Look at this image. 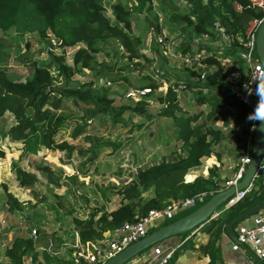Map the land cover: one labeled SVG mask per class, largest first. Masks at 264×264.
Masks as SVG:
<instances>
[{
  "label": "trees",
  "instance_id": "obj_1",
  "mask_svg": "<svg viewBox=\"0 0 264 264\" xmlns=\"http://www.w3.org/2000/svg\"><path fill=\"white\" fill-rule=\"evenodd\" d=\"M139 1L142 3L143 0ZM184 1L187 12H175L170 16L174 21L181 23L182 37L177 44L178 54L182 58L181 67L179 71L174 72L173 84L166 85L165 91L155 96L161 104L157 115L165 118V126L170 128L173 139L179 142V147L172 149L167 157L137 167L130 174L129 180L111 183L109 186L115 188V193L119 194L118 203L112 209L96 208L86 218H74L81 241L100 238L102 231L112 229L124 221L135 220L146 214L149 209L162 208L172 200L200 192L207 194L192 208L175 213L177 215L171 217L173 220L188 213L212 193L225 187V180L219 179L212 168H207L205 175L196 174L191 180H185L184 175L198 166L202 157L212 155L213 145L222 138L221 129L209 124L210 118L218 108L229 104L240 107L243 112L247 111V108L225 89L218 91L219 83L225 77L221 58L230 59L232 56L242 60L239 52L245 50L244 42L252 32H255L264 16V0ZM110 11L111 17L105 13L103 0H0V31L12 29L19 35L34 32L40 37H48L49 33L58 41L57 46L60 48L58 53L49 51L48 65L39 66L30 61V75L23 79L7 74L4 66L0 65V116L4 112H9L13 119L0 136L7 135L11 140L19 141L21 153H36L41 147L67 151L75 148L65 141L55 142L53 139L59 128V111L64 98L70 99L71 105L80 109L82 114L80 116L85 123L84 115L87 117V114L95 115L96 112L102 111L114 113L115 108L111 106L112 97L107 95L105 87L93 85L94 80L99 76L111 81L119 78L126 80V77L116 72L112 73L103 67L104 65L96 63L93 56L99 51L107 53V46L109 44L114 46L113 41H117L128 53V58H138L141 54L137 45L141 44L142 39L140 35L130 36L133 13L126 2H112ZM154 17L156 18V15ZM218 27L228 40L222 51L213 45L201 44L198 37L206 34V37L211 38L216 33L220 34ZM153 28L155 30L150 47L158 50L155 35L159 27L155 24ZM194 35H198L196 40L198 43L193 49L190 46V39ZM73 45H76V48L71 53V63H65L62 52L66 47ZM185 55L188 57L187 61L183 60ZM50 65L54 67L56 74L64 79L82 68L90 69L93 76L83 83V87L59 89L54 87V76L48 69ZM165 79L167 82L170 80L166 75ZM137 80L140 83L135 88H149L140 95L141 97L159 85V82L152 79L148 73L140 75ZM176 87L189 92L194 99V105L205 104L207 110L193 109L189 112L180 109ZM136 104L134 109L142 111L144 100L136 99ZM251 123L250 119L247 125ZM80 130H73L72 136ZM248 135L251 141L253 129L249 130ZM244 142L236 145L237 151L241 149L237 152L238 156L242 152ZM3 155L4 149L0 145V157ZM41 170L45 172L46 177H50L48 168L41 167ZM13 171L20 184H32L36 180L33 173L16 165L13 166ZM148 190L151 193L144 196L143 193ZM5 195L9 206L16 208L19 206V201L11 192L6 191ZM263 200L264 173H261L253 177L249 190L237 201L224 208H217L216 215L207 217L201 225H197L205 238L199 241L196 247L192 242L194 236L190 233L191 230L183 232L178 245L172 249L165 264H173L180 249L184 247L195 249L207 256L203 264H224L220 239L222 234L226 235V223L241 211ZM167 222L169 221L162 224ZM238 222L231 226L233 232ZM4 253L6 260L0 264H24V257L31 258L29 264H48L43 261L34 262L37 253L30 238L14 237ZM70 264L89 263L82 259L74 261L71 258Z\"/></svg>",
  "mask_w": 264,
  "mask_h": 264
},
{
  "label": "rangeland",
  "instance_id": "obj_2",
  "mask_svg": "<svg viewBox=\"0 0 264 264\" xmlns=\"http://www.w3.org/2000/svg\"><path fill=\"white\" fill-rule=\"evenodd\" d=\"M114 1L126 2L132 9L130 36L140 35L142 39L141 44L137 45L141 54L138 58H128V53L117 41H113L114 46H107V53L99 51L93 56L96 63L104 65L103 67L112 73L126 77V80L119 78L111 81L99 76L94 80L93 85L105 87L107 95L112 97L111 106L115 108L114 113L102 111L94 112L95 115L87 114V117L84 115L85 123L80 116V109L72 106L70 99L64 98L59 111V128L53 139L55 142L65 141L75 147L71 151L41 147L36 153H21L19 141L11 140L7 135L0 136V145L4 149V155L0 157V263L6 260L5 249L10 246L14 237L19 236L32 239L37 253L34 262L70 264L76 231L73 219L86 218L96 208L104 207L108 210L114 207L118 203L119 194L115 193V188L109 186L111 183L129 180L130 174L137 167L167 157L172 149L179 147V142L173 139L170 128L165 126V118L157 115L161 104L155 96L164 92L166 85L173 84L174 72L180 70L182 58L178 54L177 44L182 37L181 23L174 21L170 16L175 12L186 13L187 5L184 0H143L142 3L139 0H103L105 13L109 17L110 4ZM155 24L159 27L157 34L155 33L158 50L150 47ZM197 36L194 35L190 39L193 49L198 43ZM50 37L49 33L48 37H40L34 32L19 35L12 29L0 31V56L3 60L0 65L4 66L7 74L14 75L15 78L23 79L29 76L30 61L39 66L48 65L49 51L59 52L60 48L53 45L54 41L50 40ZM199 42L203 45H213L222 51L228 40L227 37L216 33L215 36L202 38ZM75 48L76 45H73L63 50L65 63H71V53ZM200 51L202 52L203 48ZM136 62L138 64H135ZM221 63L225 77L219 83L220 92L228 83L226 77L232 76V65L239 64L243 71L246 68L245 60L232 56L230 59L221 58ZM48 69L54 76V87L59 89L83 87V83L93 76L90 69L82 68L64 79L56 74L52 65L48 66ZM144 73L150 74L152 79L159 82L158 87L143 97L137 93L127 95L129 90L136 89L135 86L140 83L137 79ZM165 75L169 76V82L166 81ZM263 88L264 83L262 90ZM175 89L180 109L189 112L193 109L207 110L205 104L194 105V99L189 92L181 87ZM263 95L262 91L260 97ZM136 99L144 100L142 111L134 109L137 106ZM116 111L118 112L115 114ZM250 119L248 108L244 112L240 107L229 104L218 108L210 118L209 124L219 127L223 136L213 145V154L202 157L200 164L190 172L205 175L207 168H212L219 179L225 180L229 177L235 169L237 152L241 151H237L236 145L249 137L250 124L248 126L247 122ZM12 122L9 112L0 116V135ZM75 129L81 130L72 136L71 133ZM14 165L33 173L35 182L20 184L14 176ZM41 167L49 169V178ZM6 191L11 192L19 201L17 208L8 205ZM150 193L148 190L143 194L148 196ZM217 208H222V202L214 210ZM248 217L249 215L239 222L243 223ZM170 220L171 217L165 218V221ZM197 229L194 232H197ZM194 232L190 233L194 236L192 242L197 246L205 235L196 233L195 237ZM182 233L170 237L180 238ZM154 244L144 247L135 257L146 259ZM197 255V250L184 247L180 249L173 264H194ZM23 262L29 264L31 258L24 257Z\"/></svg>",
  "mask_w": 264,
  "mask_h": 264
},
{
  "label": "built area",
  "instance_id": "obj_3",
  "mask_svg": "<svg viewBox=\"0 0 264 264\" xmlns=\"http://www.w3.org/2000/svg\"><path fill=\"white\" fill-rule=\"evenodd\" d=\"M218 29L220 34L226 37V35L222 32V29L220 27H218ZM254 34L255 32H252L248 40L244 42L245 50L239 52L240 58L246 62V68L244 69L242 76H227L226 79L228 83L225 85L226 92H229L242 105L249 109V114L252 120L250 131L252 129L254 130V123L258 117L255 110L263 99V97H260L261 92L263 91L264 93V88L262 90V85L264 83V70L255 54ZM198 37L200 39L205 38L206 34H201ZM49 39L54 41V46H57L58 41L54 37L51 36ZM183 60L187 61L188 57H186V55L183 56ZM148 90L149 88L147 87L136 88L129 90L127 95L132 96L136 93L140 95ZM250 146L251 141L250 137H248L245 139L242 152L237 158L235 169L224 181L225 187L236 183L242 177L246 164L249 160ZM262 156L263 160L261 164L264 163V150ZM250 184L242 189L234 190L233 193L222 202V208L237 201V199L242 196L244 192L249 190ZM206 196V193L200 192L193 196L172 200L162 208L149 209L146 214L136 218L135 220L124 221L112 229L102 231L100 238L81 241L77 231H75L72 243V246L74 247L72 259L74 261L82 259L89 264H93L94 262H98V264H100L114 253L123 249L132 241L152 230V228L159 226L163 221H165V218H170L178 211L201 202ZM217 211L218 210L213 211V216L217 214ZM234 234L236 241L231 239V249H238L243 246L248 249L254 257L247 260L246 264H264V207L260 208L255 213L250 214L243 223L242 221L237 223ZM171 251L172 249L165 252L155 264H165ZM160 254H162L160 247L153 245L149 257L151 259L156 257L158 258ZM118 264H141V261L136 258H131ZM224 264L241 263L225 262Z\"/></svg>",
  "mask_w": 264,
  "mask_h": 264
},
{
  "label": "water",
  "instance_id": "obj_4",
  "mask_svg": "<svg viewBox=\"0 0 264 264\" xmlns=\"http://www.w3.org/2000/svg\"><path fill=\"white\" fill-rule=\"evenodd\" d=\"M254 44L255 54L264 70V18L259 21L256 27L254 34ZM262 100H264V95ZM263 150L264 117L258 116L254 125L253 135L251 139L249 160L246 164L245 171L242 177L236 183L228 185L212 193L205 201H203L188 213L148 231L146 234L132 241L123 249L114 253L112 256L108 257L100 264H118L124 260L129 259L144 247L163 240L166 237L188 230H191L190 232L193 233L194 230L198 228L197 225H201V223L207 217L213 216L214 208L221 202H223L230 194H232L234 190L244 188L251 183L255 175L264 173V163L261 164L263 160ZM262 207H264V200L235 215L225 225L226 235L229 236L232 240L236 241V237L231 229V226L234 223L240 221L242 218L255 213Z\"/></svg>",
  "mask_w": 264,
  "mask_h": 264
},
{
  "label": "crops",
  "instance_id": "obj_5",
  "mask_svg": "<svg viewBox=\"0 0 264 264\" xmlns=\"http://www.w3.org/2000/svg\"><path fill=\"white\" fill-rule=\"evenodd\" d=\"M231 68H232V71H230V73L232 74V76H237V77L242 76L243 69L241 68V66L239 64L236 66L232 65ZM193 169H190V170H193ZM190 170L184 175L185 180H191L196 175L195 173L190 172ZM186 176H188V177H186ZM112 208H110V209H112ZM163 222H165V221H163ZM162 223L160 225H162ZM196 233L197 234L199 233L200 235L203 234L199 230V228L197 229V232L196 231L194 232L195 237H196ZM204 238L205 237H202L201 240H203ZM179 241H180V238H178L177 236L176 237H170L169 236V237L161 240L159 243H155L154 245L159 246L160 249L162 250V253H165V252L173 249L174 246L178 245ZM230 241H231V238L229 236L222 234L221 239H220V248H221V254H222V259H223L224 263L225 262H238L241 264H246L247 260L254 258L253 255L251 254V252L243 246H241L238 249H231ZM194 246H196V243H194ZM150 254H151V251L149 253V256H150ZM135 255H133L129 259H131V258L139 259L141 261V264H155L153 262H155V260L157 259V257L151 259L149 256L146 257V259H140L137 256L135 257ZM60 256L63 258H66V256H63V255H60ZM197 256L198 257H196V260H195L196 263L194 262V264H203L207 260V256H205V255H202L199 253V255H197ZM24 264H26V263L24 262Z\"/></svg>",
  "mask_w": 264,
  "mask_h": 264
},
{
  "label": "clouds",
  "instance_id": "obj_6",
  "mask_svg": "<svg viewBox=\"0 0 264 264\" xmlns=\"http://www.w3.org/2000/svg\"><path fill=\"white\" fill-rule=\"evenodd\" d=\"M255 112H256L257 116L264 117V100H261V102L257 106Z\"/></svg>",
  "mask_w": 264,
  "mask_h": 264
}]
</instances>
